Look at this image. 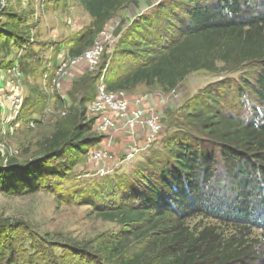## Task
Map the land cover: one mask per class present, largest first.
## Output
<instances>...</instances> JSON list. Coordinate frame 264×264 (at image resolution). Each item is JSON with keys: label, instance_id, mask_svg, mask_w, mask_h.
Wrapping results in <instances>:
<instances>
[{"label": "trees", "instance_id": "obj_1", "mask_svg": "<svg viewBox=\"0 0 264 264\" xmlns=\"http://www.w3.org/2000/svg\"><path fill=\"white\" fill-rule=\"evenodd\" d=\"M77 1L93 19V30L68 48L73 58L94 46L97 35L125 5L138 4V0ZM15 23H5L0 30L14 43L23 40ZM114 61L105 78L111 92H129L140 84L173 91L195 72H238L255 65V83L239 85L237 94L226 99L241 102L249 94L259 106L243 120L226 114L221 109L225 87L220 85L203 103L216 112L204 108L187 116L196 124L198 136L194 132L168 138L160 162L140 175L138 189L122 194V182L101 188L98 193L108 192L115 202L121 197L137 201L97 207L102 217L127 227L100 247L109 254L105 260L264 264V0H168L131 24ZM98 77L74 82L72 126L57 124L46 159L64 152L70 157L89 154L99 144L98 137L86 136L92 125L82 123L86 106L95 98ZM196 105L192 104L194 111ZM192 220L197 221L193 226ZM132 237L137 244L130 247Z\"/></svg>", "mask_w": 264, "mask_h": 264}, {"label": "rangeland", "instance_id": "obj_2", "mask_svg": "<svg viewBox=\"0 0 264 264\" xmlns=\"http://www.w3.org/2000/svg\"><path fill=\"white\" fill-rule=\"evenodd\" d=\"M166 1L125 5L95 39L94 45L104 43L99 64L76 74L68 48L93 30V19L77 0H1L0 30L15 21L23 40L14 43L0 31V264H115L105 260L109 254L100 247L127 227L105 219L97 207L136 205L137 201L121 197L115 202L108 192L101 196V188L122 182V194L138 189L140 175L160 162L168 138L194 132L198 136L196 124L187 116L204 108L216 112L203 103L220 85L225 87L221 109L226 114L243 120L259 106L249 94L241 102L226 99L237 94L239 85L255 83V65L238 72H195L173 91L140 84L125 94L141 100L148 108L146 117H156L163 126L155 140L144 138V130L135 135L122 131L109 144L86 110L82 123L92 125L86 136L100 141L92 150L99 151L103 145L110 149L109 157L96 159L90 153L70 157L64 152L46 159L57 124L72 126L74 82L113 65L118 44L131 24ZM131 145L143 147L134 160L126 158ZM29 163L33 165L26 167ZM136 244L132 237L130 247Z\"/></svg>", "mask_w": 264, "mask_h": 264}, {"label": "built area", "instance_id": "obj_3", "mask_svg": "<svg viewBox=\"0 0 264 264\" xmlns=\"http://www.w3.org/2000/svg\"><path fill=\"white\" fill-rule=\"evenodd\" d=\"M103 45V42L97 43L83 55L74 58L76 74L96 68L101 60ZM106 74L107 68L99 73L95 83L96 95L88 105L86 112L87 116L93 120L98 133L103 135L104 139H108L109 144H112L114 138L120 133L122 134V131L135 135L136 132L144 130L145 133H140L144 134V138L149 141L155 140L163 131L161 123L157 121L156 117H146L144 110H148V108L141 100L131 101L126 97L125 92L109 91L105 83ZM59 85L63 87L62 83ZM64 88L63 91H65ZM101 146L99 151L89 150V153L96 159H106L110 155V149ZM142 148L138 145H131L126 152V158L134 160L143 151Z\"/></svg>", "mask_w": 264, "mask_h": 264}, {"label": "crops", "instance_id": "obj_4", "mask_svg": "<svg viewBox=\"0 0 264 264\" xmlns=\"http://www.w3.org/2000/svg\"><path fill=\"white\" fill-rule=\"evenodd\" d=\"M126 97H127L129 100L134 101V98H131V97H129L128 95H126ZM135 100H136V99H135Z\"/></svg>", "mask_w": 264, "mask_h": 264}]
</instances>
